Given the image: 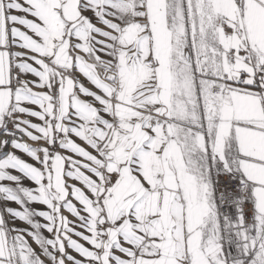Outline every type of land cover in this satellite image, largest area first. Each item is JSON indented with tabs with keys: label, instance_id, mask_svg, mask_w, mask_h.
<instances>
[{
	"label": "snow or ice",
	"instance_id": "snow-or-ice-1",
	"mask_svg": "<svg viewBox=\"0 0 264 264\" xmlns=\"http://www.w3.org/2000/svg\"><path fill=\"white\" fill-rule=\"evenodd\" d=\"M0 264H264V0H0Z\"/></svg>",
	"mask_w": 264,
	"mask_h": 264
}]
</instances>
